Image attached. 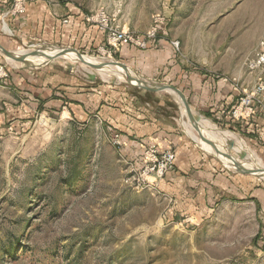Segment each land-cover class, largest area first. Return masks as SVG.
I'll return each mask as SVG.
<instances>
[{
	"label": "rangeland",
	"instance_id": "374dc122",
	"mask_svg": "<svg viewBox=\"0 0 264 264\" xmlns=\"http://www.w3.org/2000/svg\"><path fill=\"white\" fill-rule=\"evenodd\" d=\"M24 1L27 7L33 0ZM42 1H48L58 15L63 10L80 11L85 21L97 10L107 9L138 34L150 30L154 17L162 15L166 22L160 37L179 43L176 54L184 67L223 85L232 108L244 92L254 91L259 77L264 81V67L250 69L264 50V0ZM16 2L10 0L7 13ZM10 16L22 17L10 13L4 19ZM5 25L1 28L9 33L1 38L10 36ZM42 46L62 49L70 45L28 40L15 52ZM102 46L79 52L102 63L120 62L115 55L107 59ZM48 58L33 64L46 61L45 65ZM0 62L8 70L7 80L17 66L22 67L2 54ZM67 66L88 85L115 82L114 86L132 89L115 78L104 80L85 63L64 58L52 62V70L61 73ZM2 92L0 88V97ZM159 95L163 104L169 101L174 107L170 113L180 128L205 151H200L202 157L216 167V173L211 172L213 184L205 187L210 198L203 207L207 212L193 204L192 214L198 211L204 216L195 219L184 214L174 193L161 185L174 167L154 186L127 184V179L141 173L146 151H117L112 136L119 131L105 125L95 112L87 123L62 109L36 113L29 120L6 123L0 119V264H264V179L238 178L223 163L222 151L213 154L205 145L222 131L255 152L264 165V149L259 147L264 130L258 134L259 141L252 140L213 118L211 123H201L195 112L194 116L183 112L175 96ZM260 100L252 118L256 121L264 114V97ZM192 117L200 124L197 140L184 127ZM225 146L232 150L229 144ZM239 154L234 151L232 155ZM245 181L244 194L240 183L243 188ZM218 192L220 197H215ZM250 195L259 202H252ZM232 197L239 199L231 201ZM15 235H22V242L13 258L4 253Z\"/></svg>",
	"mask_w": 264,
	"mask_h": 264
},
{
	"label": "crops",
	"instance_id": "0c3cea01",
	"mask_svg": "<svg viewBox=\"0 0 264 264\" xmlns=\"http://www.w3.org/2000/svg\"><path fill=\"white\" fill-rule=\"evenodd\" d=\"M9 7L10 0H0V47L9 52L22 48L28 40L67 44L70 46L66 48L77 51L98 48L104 42V35L88 24L80 11L63 10L58 15L48 1L33 0L27 3L22 17L10 16L5 20ZM2 24L10 30L8 38H1L7 34L1 28ZM113 55L137 78L180 90L199 115L220 121L252 140H258V134L264 130V114L258 121L232 119L233 101L223 85L209 78L204 80L198 71L184 67L171 42L162 37L150 42L146 50L124 46ZM21 65L10 74L9 80L0 82L3 90L0 97L1 122L10 123L16 118L29 120L36 113L62 109L80 123H87L90 114L95 112L105 125L121 133L117 151L141 154L152 144L161 151L173 150L176 154L174 169L161 181V185L174 193L175 203L184 207L180 210L184 214L191 215L196 210L195 203L201 206L202 212H207L203 207L206 208L210 198L205 187L213 184L211 172L216 173V167L208 164L200 152L205 151L180 128L170 113L174 107L169 101L163 104L160 93L146 92L131 85L132 89L121 85H88L87 81L73 75L71 69L62 73L52 70V62L36 68ZM154 98L159 101L156 103ZM261 145L264 149V143L259 147ZM261 154L264 155V151ZM242 176L252 175L238 174L237 177ZM240 184L245 194L247 183L245 181L243 188ZM219 194L216 193L215 197H220ZM237 198L230 200L236 201ZM250 198L256 204L259 202L256 196L250 195ZM244 199L247 200L245 197L240 200ZM197 212L192 214L195 219L204 216Z\"/></svg>",
	"mask_w": 264,
	"mask_h": 264
},
{
	"label": "built area",
	"instance_id": "2783aa9c",
	"mask_svg": "<svg viewBox=\"0 0 264 264\" xmlns=\"http://www.w3.org/2000/svg\"><path fill=\"white\" fill-rule=\"evenodd\" d=\"M26 6L24 0H17L16 5L6 15H24ZM116 13H111L107 9L101 8L92 16L86 19L88 24L93 25L99 32L104 35L105 45L100 50L107 55V59H112L113 54L124 46H135L140 50H146L150 42L156 41L161 35L162 27L166 20L160 14L153 19V25L150 30L145 33H135L127 29L126 25L120 23ZM171 46L175 52L179 51V43L171 42ZM264 67V50L259 53L257 59L251 63L252 71L262 69ZM9 78L6 66L0 62V82ZM259 96V100L257 99ZM264 97V81L259 77L254 91L251 93H243L238 104L231 112L232 119L236 121L249 120L256 115L257 107L261 104L260 98ZM112 144L119 148L121 144V134L114 133L112 136ZM176 154L173 150L167 149L161 151L157 145L152 144L146 150V157L143 169L137 176L127 179L126 183L136 187H147L156 185L159 180L174 167Z\"/></svg>",
	"mask_w": 264,
	"mask_h": 264
},
{
	"label": "bare ground",
	"instance_id": "6f19581e",
	"mask_svg": "<svg viewBox=\"0 0 264 264\" xmlns=\"http://www.w3.org/2000/svg\"><path fill=\"white\" fill-rule=\"evenodd\" d=\"M6 33H9L8 29H5ZM62 49L60 48H55V47H50V46H42L38 48H31L28 50H22L20 52H14L16 56H23V58L26 59V61H29L31 63H37L41 59L45 57H52L56 54H59ZM31 56L30 60L27 58ZM64 59H68L70 61H80L79 57L75 53H71L66 57H63ZM7 59L11 62L12 59L7 57ZM83 60L84 63L86 64H93V65H100L103 64V68L99 70L98 72L100 73L101 77L104 80H108L110 78H115L119 81L127 82L125 79V75L128 74L133 78H137V76L130 70V69H123L116 65V63H110V62H99L98 60L91 58L89 56H84L83 55ZM46 62V61H45ZM43 62V63H45ZM10 63V62H9ZM43 63H41L39 66H41ZM13 64V63H12ZM176 97V99L181 103V109L183 110L184 113H187V116H194V113H189L184 106L182 105V101L179 100L177 95L172 94ZM199 121L206 122V123H211L209 119H206L205 117H202L196 113L195 115ZM193 118V117H192ZM198 126L200 124L193 118L190 120V124H184L185 130L192 136L194 139H196V132H199L200 129H198ZM203 127V126H202ZM216 130V129H214ZM202 131V130H201ZM221 131V130H220ZM211 131H209L210 133ZM194 133V134H193ZM203 133V132H202ZM202 137H207L206 134H200ZM208 139V138H206ZM197 140V139H196ZM205 145L208 149L213 154H217V151H222L223 155L225 156L222 160L225 166H227L230 169L235 170L237 165H242L245 169L251 170L254 172H264V165H263V160H259L257 157L256 153L253 152L251 149L247 148L246 146L240 144L237 142L236 139L234 138H227V135L221 131H217L215 135L210 137ZM241 141V140H240ZM225 143L229 144V146L232 148V150H229L226 148ZM236 151L239 154V157H236L235 155L233 156L232 154ZM241 159V161L239 160ZM243 161V162H242ZM262 179H264V174H261Z\"/></svg>",
	"mask_w": 264,
	"mask_h": 264
},
{
	"label": "water",
	"instance_id": "95a60500",
	"mask_svg": "<svg viewBox=\"0 0 264 264\" xmlns=\"http://www.w3.org/2000/svg\"><path fill=\"white\" fill-rule=\"evenodd\" d=\"M0 53H2L6 58L9 57L10 59H12V61H14L16 63H21V64L27 65L31 68L39 67V66H36L35 64L29 62V61H26L25 58L16 56L13 52H9V51L1 48V47H0ZM71 53L77 54V56L79 57V60H80V61H78L79 63H84L83 55L79 51L72 49V48H62V50L59 54H56L52 57H49L48 58L49 61L47 63H51L56 59L66 57ZM115 63H116V65H118L119 67H121L123 69H126V70L128 69V67L121 64L120 62L115 61ZM86 65L95 71H99L103 68V64H100V65L86 64ZM71 68H72L71 66H68V69H71ZM125 79L127 81L126 84H129L133 87H136V88L141 89V90L146 91V92H153V93L165 92V93H169L171 95L175 94V95H177L179 100L182 101V105L184 106V108L189 113H191V114L194 113V110L190 107L186 96L180 90H178L172 86L158 84L155 82H149V81H145V80H142L139 78H133L128 74L125 75ZM114 84H115V82L111 83V85H114ZM172 96H174V95H172ZM200 116H202V115H200ZM235 172L238 174L252 175V176L259 177V178H262L261 174H264V172H260V171L254 172L251 170H247L242 165H237L235 168Z\"/></svg>",
	"mask_w": 264,
	"mask_h": 264
},
{
	"label": "trees",
	"instance_id": "16d2710c",
	"mask_svg": "<svg viewBox=\"0 0 264 264\" xmlns=\"http://www.w3.org/2000/svg\"><path fill=\"white\" fill-rule=\"evenodd\" d=\"M233 109H234V107H233ZM21 236L22 235H19V236L15 235L10 240L8 248H7V250L4 253L5 255L7 254L8 256L13 257V258L15 257L18 245L21 244V242H22Z\"/></svg>",
	"mask_w": 264,
	"mask_h": 264
}]
</instances>
